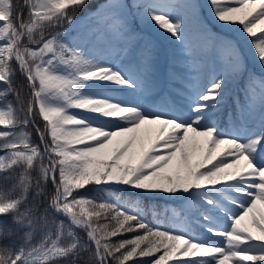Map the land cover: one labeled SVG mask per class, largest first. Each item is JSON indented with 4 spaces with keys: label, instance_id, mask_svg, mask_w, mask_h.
<instances>
[{
    "label": "snow or ice",
    "instance_id": "6c2138e0",
    "mask_svg": "<svg viewBox=\"0 0 264 264\" xmlns=\"http://www.w3.org/2000/svg\"><path fill=\"white\" fill-rule=\"evenodd\" d=\"M87 3L23 0L24 19L13 0H0V83L7 85L0 89V173L19 169L16 176H3L14 183L0 188V217L11 215L12 223L25 229L14 247L2 243L12 228L0 226V264H77L82 252H89L85 264H128L142 257L152 258L149 264H264V118L251 128L239 118L224 129L217 124L223 74L206 86L194 85L185 103L171 110L117 99L116 86H140L136 76L64 41L66 31L45 37L47 29L73 24L70 13ZM209 5L218 22L241 26L264 67V0H209ZM135 7L182 38L183 18L169 11L177 5ZM182 7L195 15L194 5ZM224 46L231 53L229 75L242 73V56L231 42ZM17 69L27 82V100L13 87ZM249 83L261 88L264 104V79ZM9 94L15 103L6 99ZM29 124L38 143L27 131ZM89 184L177 196L178 207L153 210L157 217L170 216L172 227L147 222L135 202L81 195ZM33 190L38 201L47 202L22 210ZM230 205H238L239 212ZM49 210L63 218L50 219ZM197 228L222 243L201 238ZM37 232L40 238L33 243ZM133 232L138 234L112 241Z\"/></svg>",
    "mask_w": 264,
    "mask_h": 264
},
{
    "label": "rangeland",
    "instance_id": "374dc122",
    "mask_svg": "<svg viewBox=\"0 0 264 264\" xmlns=\"http://www.w3.org/2000/svg\"><path fill=\"white\" fill-rule=\"evenodd\" d=\"M147 1L152 0H102L92 12L75 17V22L67 25L66 35L62 39L79 44L88 54L107 64L119 68L125 66V69L138 72L134 67L131 68L136 64L143 78L157 77L158 85L154 89L141 84L134 89L116 86L118 90L112 95L117 99L125 97L124 101L129 104L139 101L145 105H154V93L157 91L165 94L168 91L167 105L162 109L171 110L185 103L183 97L190 94L194 85L206 86L214 76L219 78L223 74L225 82L221 102L214 110V120L222 129L237 122L238 118L250 128L258 127L264 118L262 90L258 85L252 86L250 81L247 82L246 98L235 104L230 103L232 88L229 87L231 83L236 85V80L242 73L229 75L231 53L224 46V41L231 42L237 49L244 65L250 62L249 69L254 72L255 80L264 79V67L256 59L250 38L242 32L241 26L218 22L213 16L209 0H162L167 4L177 5L178 7L169 11L172 16L183 18L184 37L182 35L181 39H176L145 17L143 8L135 7ZM186 4L195 6V15L182 7ZM112 5H120V8L113 9ZM113 12L116 13L115 17L112 16ZM117 21L119 24H116ZM231 28L235 30L232 31ZM178 52L180 54L174 55ZM176 56H182L183 59ZM167 81H170L169 85ZM252 87L255 88L254 93ZM228 104L234 106V115L222 124L220 118ZM72 111L75 113L82 110ZM229 207L233 212H239L238 205ZM195 234L213 240L217 245L222 243L221 237L207 233L203 228H197Z\"/></svg>",
    "mask_w": 264,
    "mask_h": 264
},
{
    "label": "trees",
    "instance_id": "16d2710c",
    "mask_svg": "<svg viewBox=\"0 0 264 264\" xmlns=\"http://www.w3.org/2000/svg\"><path fill=\"white\" fill-rule=\"evenodd\" d=\"M102 0H88V3L79 8L77 11L74 13H70V15H73L74 18L92 12L96 6L101 2ZM13 3L15 5L14 11L16 13H19L23 11L24 13V19H28V9L24 7L23 0H13ZM15 18V16H14ZM68 23L65 22L62 26L56 27V28H50L47 29L45 32V37L48 35H51L52 33L55 32H61L63 33L67 27ZM231 30H235V28H231ZM245 70L243 71L241 77L236 81V85L233 86V84L230 85L232 87L231 90V104H235L237 101L244 100L246 97V83L249 82L251 79H254V72L251 71L250 68V63L247 62L245 65ZM13 67H16L15 62L13 61ZM7 87V85L0 83V89H3ZM13 87L22 89V94L24 96V99L27 100L28 94H29V89L27 87V82L25 78L20 74L19 70L17 69L14 81H13ZM7 100L13 101L15 103V98L13 95L9 94L6 97ZM225 110V115L223 117L224 120L229 119L227 117V110ZM229 114V113H228ZM232 114V113H231ZM36 124L40 125L41 128H43V123L40 120V118L37 116L35 117ZM27 131L31 132L32 135V141L34 143H38V137L36 135V130L35 127L32 124H29L27 126ZM2 154V153H0ZM19 172V169H17L15 172H8V173H0V188L3 189H8L12 183H14L13 180H3V176L8 175V176H16L17 173ZM33 177L37 175L36 172L32 173ZM117 189H120L117 191ZM52 190V184L51 181H49L47 185L46 191L50 193ZM81 195L89 196V197H95L97 200L104 199V198H109V199H116L120 200L122 203H128V202H135L136 204L140 205L141 208V214L144 216L145 220L149 223L153 224H159L162 226V228L167 229L169 227H172V221L170 219V216H165L161 214L160 216H155L153 210L160 211L163 213L164 209H171V208H176L179 206V201L177 199V196H172L167 193H159V194H149L147 192H144L143 190L139 189H131L128 188V186H115V185H102V186H97L95 184H89L87 185L84 189L80 190ZM41 203V207L47 202L46 198L42 197L38 201L37 198L34 195V190L30 191L28 194V200L25 203L23 207H27L28 205H31L33 203ZM131 206V204L129 205ZM48 216L51 219L52 217H55L57 220L62 219L63 217L56 216L55 213H53L51 210L48 212ZM67 223V221H65ZM0 226L4 227L6 230L7 228H12L13 230V235L10 237H6L3 239L2 243L6 245H12V246H18L21 243V233L25 231V229L18 228L16 225L12 223V216L7 215V216H2L0 217ZM78 234L80 236L81 240H85V234L77 230ZM138 233H124L123 235H118L116 237L112 238L113 242H117L120 239H130L132 236L136 235ZM40 238V233L37 232L35 234V237L33 239V243H35L36 240ZM143 246V245H142ZM159 255V254H157ZM152 258L150 257H142V258H135L133 261H129L128 264H149L150 260ZM89 261V252H82L81 253V258L77 261V264H85V262ZM57 264H70L69 261L66 260H60L57 261ZM91 264H95V261H91ZM171 264V262H170Z\"/></svg>",
    "mask_w": 264,
    "mask_h": 264
},
{
    "label": "bare ground",
    "instance_id": "6f19581e",
    "mask_svg": "<svg viewBox=\"0 0 264 264\" xmlns=\"http://www.w3.org/2000/svg\"><path fill=\"white\" fill-rule=\"evenodd\" d=\"M151 2H157V3H164V4H167V2L165 1H162V0H152V1H147V3H151ZM181 2V1H180ZM179 2V3H180ZM170 10V9H169ZM172 10V9H171ZM170 10V11H171ZM177 11V10H176ZM185 11V10H184ZM180 12V11H179ZM181 13V12H180ZM187 13V12H186ZM188 14V13H187ZM177 15V14H176ZM182 15H183V13H182ZM185 15V14H184ZM175 17V16H174ZM182 17V16H181ZM183 24V23H182ZM183 37H184V35H183ZM189 39V38H188ZM191 39V38H190ZM185 40V39H184ZM204 42V41H203ZM188 43V42H187ZM178 44V43H177ZM190 45V44H189ZM196 46V45H195ZM201 46V45H200ZM187 50V49H186ZM199 50V49H198ZM178 55V54H180L179 52L178 53H174V55ZM170 55V54H169ZM198 55V54H197ZM177 58L178 57H180L181 59H183L182 58V56H176ZM125 67V66H124ZM121 68V69H124L125 71H127V72H129L130 74H133L134 76H136L137 78H138V80L140 81V84H141V86H146V87H148V88H151V89H154L155 87L157 88V85H158V79H157V77L155 76V77H153V76H148V77H144L143 78V75L142 74H140V72H139V68H138V66L135 64V66H134V64L131 66V68L132 67H134L135 68V70H137L138 72H133V70L132 71H130L128 68ZM168 67V66H167ZM169 82L170 81H167V84L169 85ZM143 88V87H142ZM97 91H102L101 89H97ZM168 94V91H166V93L165 94H162V93H158L157 91L154 93V98H155V103H154V105L156 104L158 107H161V108H163V106H166L167 105V100H166V95ZM153 98V99H154ZM126 98L125 97H123V98H121V99H119V100H125ZM135 103H140L139 101H135ZM77 112V111H76ZM78 113H80L81 115H88L90 118L91 117H93L95 114H89V113H85V112H83V111H79Z\"/></svg>",
    "mask_w": 264,
    "mask_h": 264
}]
</instances>
